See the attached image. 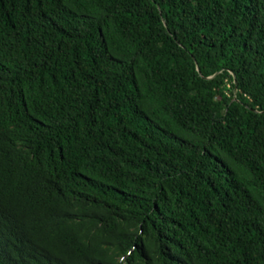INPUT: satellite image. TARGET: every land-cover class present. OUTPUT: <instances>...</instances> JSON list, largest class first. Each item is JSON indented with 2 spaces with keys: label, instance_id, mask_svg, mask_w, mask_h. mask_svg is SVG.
<instances>
[{
  "label": "trees",
  "instance_id": "obj_1",
  "mask_svg": "<svg viewBox=\"0 0 264 264\" xmlns=\"http://www.w3.org/2000/svg\"><path fill=\"white\" fill-rule=\"evenodd\" d=\"M0 264H264V0H0Z\"/></svg>",
  "mask_w": 264,
  "mask_h": 264
}]
</instances>
